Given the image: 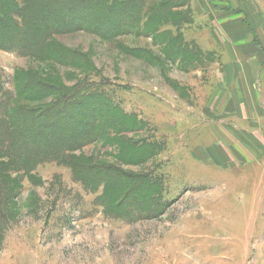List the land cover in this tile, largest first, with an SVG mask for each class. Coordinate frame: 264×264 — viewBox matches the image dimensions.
<instances>
[{
    "label": "rangeland",
    "instance_id": "374dc122",
    "mask_svg": "<svg viewBox=\"0 0 264 264\" xmlns=\"http://www.w3.org/2000/svg\"><path fill=\"white\" fill-rule=\"evenodd\" d=\"M56 1L38 56L0 12L1 109L73 147L24 166L0 144V264H264V0Z\"/></svg>",
    "mask_w": 264,
    "mask_h": 264
},
{
    "label": "trees",
    "instance_id": "16d2710c",
    "mask_svg": "<svg viewBox=\"0 0 264 264\" xmlns=\"http://www.w3.org/2000/svg\"><path fill=\"white\" fill-rule=\"evenodd\" d=\"M84 1V0H81ZM80 1V2H81ZM88 1V0H87ZM92 1V0H90ZM89 2V1H88ZM85 5V3H82ZM13 2L10 0H0V12H5L6 15L9 17L13 16L16 17L18 16L22 20V27L20 30L21 33L24 31L28 33L23 36V39L20 43V45L24 47L23 53L25 55H43L46 52L47 49V42L45 37L50 34V29L42 27L39 23L36 22L34 19V16H37L38 18H43L42 15V10H44L45 7L49 8L50 11H57L58 9L61 8L57 6V1L56 0H29L24 4V6L21 7H15ZM116 5H113V7ZM78 8H71L69 7L68 10H63V14H68V13H74V10H77ZM8 17V18H9ZM46 17V16H45ZM64 17H60V22L65 23ZM62 19V20H61ZM32 21L33 25L30 24ZM10 26V25H9ZM13 26L15 29H18L17 23H13ZM23 30V31H22ZM33 37H36L33 39ZM43 38V39H42ZM30 39V40H29ZM45 41V43H44ZM46 44V45H45ZM18 50V49H16ZM31 89V91H38ZM78 90H75L77 92ZM22 93H26V90H24ZM90 96H93V94H88ZM87 95V96H88ZM64 97H67L66 95ZM85 101L82 97L78 99H70L66 102H64L62 105L59 106L57 113H63L62 118L64 117V122H60L61 125L60 127L64 126L66 124V119L72 120L74 122V119L70 118L73 117L74 113L77 111L80 112V116L78 115V126H81L83 124H86L88 119H83L81 115H85V113L88 110H92V112L95 110V106L93 103H91L88 99ZM56 101V100H55ZM2 103H0V109L2 108ZM4 107V104H3ZM86 111V112H85ZM0 112L4 113L8 117V121H0V126H8V130L4 131L3 129V134L4 136L0 133V144L2 147L5 148V154L6 156L13 157L17 159L18 161H22L24 166H30L34 164L38 160H43L48 157H58L60 153H65L67 150L71 151L73 150L72 146H69L70 143V138H64V140H58L57 138L55 139V142H50L47 140H44L43 137L40 135L39 132H35L34 130H31L30 128L25 127L28 123H39L41 124L40 128L43 130V134H47L48 136H53V134H56L54 131L53 126L48 125L47 123L49 120H46V116H43L44 112L42 114L30 116L29 114L32 112L30 110H25L23 108H8V109H1ZM61 116V115H60ZM127 117V116H125ZM129 118V119H128ZM132 120L130 117L126 118V121ZM50 124V123H49ZM75 124V123H74ZM128 124V123H127ZM83 127V126H82ZM2 130V127L0 128ZM0 130V131H1ZM62 131L66 130V127H62ZM60 130V131H61ZM68 130V128H67ZM94 131V130H93ZM92 132H89L87 130H84L82 137H90ZM92 133V134H91ZM28 137H33V141L35 146H24V147H17L19 140L21 138H28ZM77 137V136H76ZM80 137V138H82ZM78 138V137H77ZM66 140V141H65ZM58 141H63V142H58ZM74 145V144H73ZM77 145H75L76 147ZM74 147V148H75ZM144 147V148H143ZM143 148L142 150H147L145 146L142 144L140 149ZM139 149V150H140ZM77 175V174H76ZM83 176V172L80 174ZM79 175V176H80ZM117 175V173H115ZM116 178V177H115ZM110 181L113 180V177L109 179ZM108 180V182H109ZM118 186L117 182L109 183L110 187V192L108 195L110 199H115L116 193H118V188L115 187ZM141 198H146V193L143 195ZM135 205V204H134Z\"/></svg>",
    "mask_w": 264,
    "mask_h": 264
},
{
    "label": "crops",
    "instance_id": "0c3cea01",
    "mask_svg": "<svg viewBox=\"0 0 264 264\" xmlns=\"http://www.w3.org/2000/svg\"><path fill=\"white\" fill-rule=\"evenodd\" d=\"M218 92H221L220 87L218 88ZM213 94L216 95V94H220V93H214V92H213ZM213 94H212V95H213ZM212 95H211V97H210V95L208 94L207 99H211V98H212ZM214 104H215V103H214ZM212 130H213V129H211L210 132H212ZM212 133H213V132H212ZM213 134H214V133H213ZM215 136H216V135H215ZM217 137H218V136H217ZM214 144H215V143L209 145L208 147H204V149L213 148V145H214Z\"/></svg>",
    "mask_w": 264,
    "mask_h": 264
}]
</instances>
